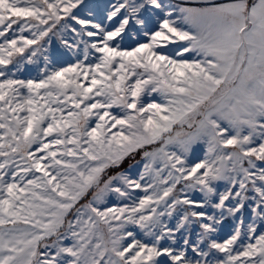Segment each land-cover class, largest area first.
<instances>
[{
	"label": "snow or ice",
	"instance_id": "1",
	"mask_svg": "<svg viewBox=\"0 0 264 264\" xmlns=\"http://www.w3.org/2000/svg\"><path fill=\"white\" fill-rule=\"evenodd\" d=\"M0 264H264V0H0Z\"/></svg>",
	"mask_w": 264,
	"mask_h": 264
},
{
	"label": "rangeland",
	"instance_id": "2",
	"mask_svg": "<svg viewBox=\"0 0 264 264\" xmlns=\"http://www.w3.org/2000/svg\"><path fill=\"white\" fill-rule=\"evenodd\" d=\"M100 2H103V0H100ZM172 2H173V3H178V2H176V1H174V0H172ZM34 75H35V72H34V71H24V72H22V73L20 74V77H21V78H28L29 76H34ZM199 156L202 158L203 153L200 152V153H199ZM139 159H140V157L137 156V157H136V161H139ZM136 161H131V162L129 163V164H132V165H133L131 171H132L134 174H135V173H138L140 170H142V164H138V163H136ZM129 164H128L126 167H124L123 169H124V170H128V169H129Z\"/></svg>",
	"mask_w": 264,
	"mask_h": 264
},
{
	"label": "trees",
	"instance_id": "3",
	"mask_svg": "<svg viewBox=\"0 0 264 264\" xmlns=\"http://www.w3.org/2000/svg\"><path fill=\"white\" fill-rule=\"evenodd\" d=\"M130 162H131V160H130V161H126V162L124 163V165H123V168L126 167Z\"/></svg>",
	"mask_w": 264,
	"mask_h": 264
},
{
	"label": "water",
	"instance_id": "4",
	"mask_svg": "<svg viewBox=\"0 0 264 264\" xmlns=\"http://www.w3.org/2000/svg\"><path fill=\"white\" fill-rule=\"evenodd\" d=\"M174 1H176V2H180V0H174Z\"/></svg>",
	"mask_w": 264,
	"mask_h": 264
}]
</instances>
